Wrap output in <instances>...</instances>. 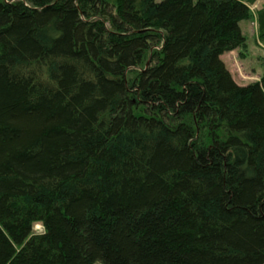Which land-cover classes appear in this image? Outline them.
Listing matches in <instances>:
<instances>
[{"label":"trees","instance_id":"16d2710c","mask_svg":"<svg viewBox=\"0 0 264 264\" xmlns=\"http://www.w3.org/2000/svg\"><path fill=\"white\" fill-rule=\"evenodd\" d=\"M256 1L0 0V264H264Z\"/></svg>","mask_w":264,"mask_h":264},{"label":"rangeland","instance_id":"374dc122","mask_svg":"<svg viewBox=\"0 0 264 264\" xmlns=\"http://www.w3.org/2000/svg\"><path fill=\"white\" fill-rule=\"evenodd\" d=\"M263 3V0H257L250 4L252 16L240 22L246 36L245 43L221 55L233 77L240 84L254 82L264 75V43L259 37L256 18L257 10ZM35 228L42 230L43 226L36 223Z\"/></svg>","mask_w":264,"mask_h":264},{"label":"crops","instance_id":"0c3cea01","mask_svg":"<svg viewBox=\"0 0 264 264\" xmlns=\"http://www.w3.org/2000/svg\"><path fill=\"white\" fill-rule=\"evenodd\" d=\"M264 1V0H263ZM264 5V3L261 5V6H263Z\"/></svg>","mask_w":264,"mask_h":264}]
</instances>
